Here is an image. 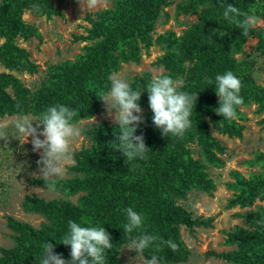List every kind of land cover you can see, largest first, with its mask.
<instances>
[{"label": "trees", "instance_id": "1", "mask_svg": "<svg viewBox=\"0 0 264 264\" xmlns=\"http://www.w3.org/2000/svg\"><path fill=\"white\" fill-rule=\"evenodd\" d=\"M137 1L126 0L125 6H118L119 11L111 12L113 19H107V25L100 28L95 23L97 31H91L92 38L108 33V36L114 37L100 45L87 47L85 54L78 56L75 62L50 67L37 91L28 89L16 75L0 74V118L19 114L38 117L48 106L57 103L77 111L78 115L74 118L76 124L100 113L98 98L101 92L109 91V77L122 68V63L140 61L139 38L143 37L147 50L151 46L147 34L136 33L137 28L133 26L138 27L139 21L145 18L143 25H150L157 9L149 5V0ZM32 3L45 4L43 0H3L0 5V36L7 41L0 51V61L11 71L34 74L38 71L28 52L15 43L18 37L27 40L30 36H40L36 29L25 24L22 17L24 10ZM220 4H232L242 12L255 14L264 21V0H192L189 5L181 7L180 11L185 13H200L202 21L181 38H176L172 33L165 35L170 52L160 65L168 70L167 76L177 80L185 70L186 59L198 60L192 68L194 76L180 89L190 94L198 93L190 117L191 128L183 138L164 137L155 128L145 92L139 103L147 112L142 117L144 123L137 127L135 134L144 136L146 147L150 149L147 158L126 165L122 154L111 148L108 142L118 134V125L105 123V126L89 131L92 145L77 152L76 165L70 167L75 176L56 182V191L68 195L84 191L88 195L76 206L63 200L47 202L34 195L27 196L23 202L24 210L47 217L50 223L37 229L9 217L8 227L14 232V246L0 249V264H40L42 245L47 241L53 244L56 254H62L66 261H70V247L59 244L68 231L69 220L82 226L104 227L113 245L110 250H106V264H124L119 255L130 239L123 231L127 222L124 210L128 207L144 218L142 227L131 234L132 238L147 233L165 241L171 239L178 245L175 252L167 246H163L160 251H156L155 245L150 246L143 253L146 259L156 255L161 264H180L189 260L190 251L181 238L180 228L185 227L194 235L197 229L212 228L214 223L213 217L207 219L197 216L194 211L180 205L191 190L211 195L216 189L206 168L211 164L220 166L218 155L224 153L225 147L211 132L210 124L219 134L230 137H240L243 131V127L234 119L225 120L216 115L214 110L219 107V97L214 90L215 76L232 71L240 79V95L244 103L236 109L237 117L245 119L239 109L251 102L258 105L259 111H264V88L256 84L249 65L236 61L248 38H264V31L252 28L248 36H243L240 29L223 18ZM42 8L52 12L48 2ZM129 11L135 12V15L129 16ZM116 19L123 25L118 35L111 33ZM210 29L220 32L210 39ZM224 32L227 35L223 36ZM205 77L211 79L213 84L206 83ZM149 80L136 79L132 87L139 86L143 91ZM9 88L14 94L8 91ZM188 143L199 144L206 165L194 158ZM32 183L44 187L43 180L37 179ZM229 187L235 194L227 205L228 209L249 208L257 199L264 201L263 179H240ZM246 219L249 225L258 230L248 231L236 227L227 233L226 244L237 246V249L231 253H212L211 256L230 264H264V211L246 215Z\"/></svg>", "mask_w": 264, "mask_h": 264}, {"label": "rangeland", "instance_id": "2", "mask_svg": "<svg viewBox=\"0 0 264 264\" xmlns=\"http://www.w3.org/2000/svg\"><path fill=\"white\" fill-rule=\"evenodd\" d=\"M3 0H0V5ZM45 4L51 5L52 12L47 8H42L45 4H29L23 12V21L33 29H36L40 36H30L27 40L18 37L15 40L17 46L27 51L30 60L37 67V72L20 73L11 71L4 62L0 61V74H13L18 76L22 82L32 92L37 91L45 80L50 67L61 63L75 62L77 57L85 54V49L89 46L100 45L107 41L108 36L100 34L98 38H92V30L97 31V27L107 25V19H113L112 13L118 12L126 0H104L95 9L82 7L78 0H43ZM138 2L137 0H134ZM192 0H149V5L156 8L154 19L150 25H143L146 18L137 28L136 33H146L150 39L151 46L147 50L143 37L138 39L141 51L138 63H122V68L113 74L127 80L130 85L139 81L151 79L153 75H167L168 70L160 65L169 54L166 42V34L172 33L176 38L183 37L195 25L200 24L202 19L200 13H185L180 11L181 7L189 5ZM112 12V13H111ZM129 16H134L135 12L129 11ZM254 27L258 31H264V21ZM123 25L116 19V24L111 33L118 35ZM121 34L119 35V37ZM7 41L0 36V51L5 47ZM264 38L253 36L249 37L245 43L244 50L236 56V61L240 64L251 67L256 84L264 88ZM188 57H190L188 55ZM194 58V57H193ZM195 59V58H194ZM198 60L186 59L185 70L176 81L180 82L179 90L182 89L189 78L194 75L192 68ZM112 74V75H113ZM111 75V76H112ZM12 94L13 90L8 89ZM101 112L96 114V122L93 119L81 120L77 126L81 129V136L72 144V152L75 160L74 165L67 166L66 174L58 180H66L73 176L70 167L76 165L75 154L92 145L89 131L98 126L117 125L108 116L103 101L99 100ZM142 117L145 116L147 109L142 108ZM255 102L247 106L240 107L239 111L245 119L239 117L234 120L243 127L240 137H230L219 134L210 124V130L218 141L225 147L224 153L218 155L221 161L220 166L216 164L207 165L206 172L214 182L216 189L211 195L191 190L187 199L180 202L190 211H194L197 216L214 218L212 228H199L194 235L185 229L180 228L181 238L190 251L189 260L180 264H230L214 256L212 253L223 254L231 253L237 246L226 244L227 233L236 227H242L248 231H256L257 227L247 223L246 215L260 213L264 211V201L257 199L252 207L228 209L227 205L233 198L235 191L229 185L238 182L240 179L252 180L254 178L264 180V111H259ZM32 117H37L31 115ZM16 116H6L0 120L11 121ZM211 123V121H208ZM35 127V123L33 124ZM42 127L40 131H42ZM9 138L6 142L0 140V249L11 248L14 246V232L8 227V218L12 217L18 221L25 222L40 229L44 224L50 223L47 217L35 213H28L23 208V202L27 196H36L44 201L63 200L72 205L81 203L82 198L88 192H78L75 194H64L62 191H48L32 182L43 180L38 172L37 160L39 153L32 151L31 137L29 142L17 135L15 129L8 127ZM18 139V140H17ZM42 139V137H41ZM196 160L202 161L204 158L200 154V146L196 143H188ZM35 174V175H34ZM261 207V209L259 208ZM242 215V216H239ZM1 256V251H0ZM144 256V255H143ZM120 260L124 264H143L140 255L127 249V244L120 251ZM146 259V258H145Z\"/></svg>", "mask_w": 264, "mask_h": 264}, {"label": "clouds", "instance_id": "3", "mask_svg": "<svg viewBox=\"0 0 264 264\" xmlns=\"http://www.w3.org/2000/svg\"><path fill=\"white\" fill-rule=\"evenodd\" d=\"M103 2L104 0H78L81 8L87 7L90 10ZM220 7L223 8V18L240 29L243 36H248L250 29L262 23L255 14L242 12L232 4H220ZM217 32L220 30L210 29L208 37L211 39ZM225 35L226 32L223 33V36ZM109 79L111 81L109 91L101 92L98 99L103 101L108 116L119 129L114 140L108 144L114 151L122 154L126 165L137 159L145 160L150 150L146 147L144 136L135 134L137 127L144 123L139 101L145 92L153 114L152 123L164 137L183 138L186 131L191 128L190 117L198 100V93L190 94L179 90V81L163 74L153 75L146 84V89L142 91L139 86L133 88L127 80L116 74ZM205 82L213 84L207 77ZM214 84L215 95L219 97V107L214 110L216 115L222 116L225 120L237 118L236 109L244 103L240 95L242 87L240 79L232 71H226L215 76ZM77 115L76 110L57 103L48 106L38 117L19 114L11 121L0 120V140L6 142L5 147L10 137L7 132L9 126L15 129L24 144L28 143L31 137L32 151L39 153L40 156L36 162L39 177L44 181V187L36 189L56 191L57 180L66 174L67 166L75 164L72 144L81 136L80 127L74 123ZM92 119L96 122L95 117ZM124 212L127 222L123 231L130 237L127 249L140 255L143 264H161L156 255H152L150 259L143 256L144 251L150 246L155 245L156 251H160L163 246H167L173 252L178 250V245L173 240L165 241L157 235L143 233L132 238L131 234L142 227L144 218L132 207L126 208ZM111 239L104 227L82 226L81 223L69 220L68 231L59 244L70 247V261H66L62 254H56L53 244L47 241L42 245L40 264H106V250L113 247Z\"/></svg>", "mask_w": 264, "mask_h": 264}]
</instances>
